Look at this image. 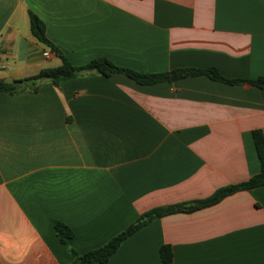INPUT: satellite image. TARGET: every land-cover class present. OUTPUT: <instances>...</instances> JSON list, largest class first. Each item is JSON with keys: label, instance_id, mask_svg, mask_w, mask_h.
<instances>
[{"label": "crops", "instance_id": "obj_1", "mask_svg": "<svg viewBox=\"0 0 264 264\" xmlns=\"http://www.w3.org/2000/svg\"><path fill=\"white\" fill-rule=\"evenodd\" d=\"M30 12L75 66L106 57L146 74L264 76V0H0V80L62 64ZM255 130L264 89L207 76L88 74L0 93V264H73L72 249H98L154 208L248 181L261 172ZM59 222L74 232L67 243ZM164 246L171 264H264V186L156 219L107 264H164Z\"/></svg>", "mask_w": 264, "mask_h": 264}, {"label": "trees", "instance_id": "obj_2", "mask_svg": "<svg viewBox=\"0 0 264 264\" xmlns=\"http://www.w3.org/2000/svg\"><path fill=\"white\" fill-rule=\"evenodd\" d=\"M30 19L33 36L40 43L44 44L58 57H60L62 60V64L59 67L43 69L37 75L23 79H17L13 82L0 80V93H8L14 95L28 91L38 92L41 85L44 83H50L54 86H59V84L63 81L88 74L101 75L104 77H110L114 74H125L140 85H153L163 82H173L184 79L186 77L207 76L214 81L230 85L249 83L254 87L264 89V76L256 80L228 79L223 76L221 72L215 67L206 69L179 68L165 73L146 74L134 71L132 69L120 67L106 57L94 59L82 66H75L64 55L60 48H58L48 38L45 22L32 12H30ZM253 138L258 157L261 162V172L259 174L253 176L248 181L220 188L213 195L206 199L154 208L144 213L135 223L129 226L126 230L116 235L104 246L95 250L87 251L84 254H79L77 251L72 249L71 253L74 257L73 264H107L127 239L141 231L156 219H162L175 214H192L194 212L213 207L222 202L227 197L232 196L236 193L249 191L254 188L264 186L263 131H253ZM55 229L58 237L63 243H67L74 237L73 230L64 223H57ZM160 253L161 259L164 264H171L173 262L174 254L171 246L162 247Z\"/></svg>", "mask_w": 264, "mask_h": 264}, {"label": "built area", "instance_id": "obj_3", "mask_svg": "<svg viewBox=\"0 0 264 264\" xmlns=\"http://www.w3.org/2000/svg\"><path fill=\"white\" fill-rule=\"evenodd\" d=\"M50 55V53H45V56H49Z\"/></svg>", "mask_w": 264, "mask_h": 264}, {"label": "water", "instance_id": "obj_4", "mask_svg": "<svg viewBox=\"0 0 264 264\" xmlns=\"http://www.w3.org/2000/svg\"><path fill=\"white\" fill-rule=\"evenodd\" d=\"M13 82V81H12Z\"/></svg>", "mask_w": 264, "mask_h": 264}]
</instances>
